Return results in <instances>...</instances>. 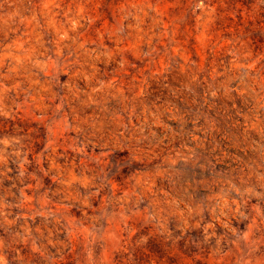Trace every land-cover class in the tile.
<instances>
[{"label":"rangeland","instance_id":"374dc122","mask_svg":"<svg viewBox=\"0 0 264 264\" xmlns=\"http://www.w3.org/2000/svg\"><path fill=\"white\" fill-rule=\"evenodd\" d=\"M0 264H264V0H0Z\"/></svg>","mask_w":264,"mask_h":264}]
</instances>
